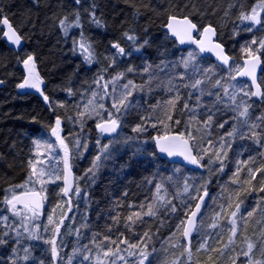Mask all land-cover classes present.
<instances>
[{"label":"trees","instance_id":"16d2710c","mask_svg":"<svg viewBox=\"0 0 264 264\" xmlns=\"http://www.w3.org/2000/svg\"><path fill=\"white\" fill-rule=\"evenodd\" d=\"M261 2L0 0V21L7 18L24 40L23 49L15 52L6 45L0 28V210L4 191L30 178L34 142L49 137L58 118L62 136L72 148L69 141L78 135L80 144L97 136L94 126L103 119H92L83 113L82 107L78 109L73 103L80 98L87 99L84 96L86 89L94 88L99 81L97 90L107 107L102 87L109 82L111 66H121L123 55L128 53L131 62L137 65L136 74L145 76L139 81L138 77H133L139 86L135 91L139 96L133 107L134 115L122 120V127L114 138H120L122 132L130 138L128 147L112 152L110 161L101 158L92 182L81 190L80 201L73 204L62 225L58 261L50 255L41 258L33 250L41 264H65L69 257L74 264L77 260L82 264H140L141 260L144 264H228L229 253L224 242L227 238L216 241L214 232H199L197 229L200 223L218 211L217 208H223L228 202L231 210H237L235 234L256 246L251 250L255 258L261 256L260 253L264 252V229L260 231L264 220V191L261 190L264 188V99L260 102L249 100L253 115L251 127L245 129L240 122L239 126L231 128L227 123L234 132L232 140L227 143L219 140L221 130L217 131L224 117L218 113L214 116L208 147L212 155L223 157L221 166L218 163L210 166L207 159L201 161L199 158L204 169L200 173L169 164L158 157L153 144L155 136L183 134L190 141L196 157H200L198 148L204 127H201V117L195 116L189 121L191 133L188 137L185 127L187 110L192 105L199 108L209 90L210 93L214 88L216 91V82L220 80L218 75L238 70L242 57L260 56L263 71L259 83L264 93V46L261 44L257 51L251 48V40L240 29L242 22L247 23L241 18L242 14L247 15L255 4ZM85 6L93 10L95 22H85L87 29H78L75 38L69 37V32L64 34L60 21L78 17L81 22L80 19L86 17ZM173 16L187 17L200 29L213 27L217 41L234 60L232 67L225 70L210 59L202 58L206 66L216 68L213 75L208 76L194 67L197 77L189 79L194 73L185 66L168 74V66L173 64L176 67L188 51L179 49L163 30L167 19ZM83 36L92 44L94 58L89 65L72 48ZM128 36L135 39L130 40ZM256 36L257 43L264 41V24L256 28ZM113 44H119L124 53H119ZM29 55L33 57L36 74L43 83L42 93L48 97L47 104L34 92L18 90L25 77L23 61ZM154 67L157 70H153ZM196 80L201 81L197 86H205L198 93L191 89ZM137 127L143 130L134 131ZM258 140L261 143L259 148L256 145ZM97 141L99 145L110 142L102 138ZM208 159L213 160L211 156ZM204 178L209 180L205 187L199 185L189 190L193 180ZM185 186L189 196L182 193ZM203 192L208 193V198L187 251L183 227L196 199ZM60 201L64 202V199L60 198ZM237 204L240 205L238 209ZM221 221V224L227 222L225 218ZM32 240L35 242L36 237ZM7 255L6 246L0 247V258L6 259ZM86 256L89 257L87 260ZM185 259L189 261L185 262ZM234 262L241 264L242 259L236 260L235 257Z\"/></svg>","mask_w":264,"mask_h":264},{"label":"rangeland","instance_id":"374dc122","mask_svg":"<svg viewBox=\"0 0 264 264\" xmlns=\"http://www.w3.org/2000/svg\"><path fill=\"white\" fill-rule=\"evenodd\" d=\"M90 1V0H87ZM260 4H255L250 10L247 15L252 14V10L255 8L257 13V19L260 21V23H255L254 21L247 20L246 22H242V26L240 27L241 31L244 32L247 36L248 40H251V48L255 49L256 51L261 46V43L256 42V28H259L261 24H264V9H262ZM83 10V9H82ZM85 12L86 17L85 19L81 18V22L77 19H69L65 20V26L62 27V30L64 31V34H67L68 36H73L75 38L79 32L77 31L80 28H84L86 26L85 22L93 24L95 22L94 14L92 13L93 10L87 9L85 6ZM92 14V15H91ZM93 16V18H92ZM75 18V17H74ZM93 19V21H92ZM65 27L67 28V32H65ZM86 28V27H85ZM84 28V29H85ZM87 29V28H86ZM245 35V36H246ZM83 42L90 51L92 50V44L89 40V38L83 36L78 43L73 44L72 48L77 52L81 58L86 62L87 65H89L92 62V57L94 58V55L91 51V62L86 60V56H88L87 52H84L81 47L80 43ZM253 52L250 51V54ZM189 53H194V58L191 60V62L188 65V68L190 72H193L194 75H191V78L194 79L197 77V74L193 71L195 70L194 67L200 68L205 74L208 76L213 75L217 70L209 68L208 65L206 66L202 62V58L198 55V53L193 52V50L186 51V54H184L180 60L178 61V64H176V67L174 65H169L170 72L168 74H172V70L180 69L184 66L183 60L188 58ZM130 53L127 55H123L122 59L124 61H120L123 63H120L121 66L113 67L111 66V74L109 77V82L107 85V92L105 90V85L102 87L103 96L105 93V97L107 99V107L106 105L102 103V94L97 90L98 84H95V87L92 89H86V95H84L87 99L81 100L77 99L73 103L75 106L79 109V107L83 108V113L91 117L92 119H103L100 122H109L111 114V119H114L117 121V123L122 127V120L126 121V119L129 116H132L134 112V105L138 99L139 94L136 95L135 91L139 89V86L135 84L133 81V77H138L137 81L140 79H143L142 75H138L137 73V65H135L133 62H131L130 59ZM251 56V55H249ZM23 68L25 71V78L29 75L28 70L25 68L23 63ZM129 68H132L133 71H128ZM176 68V69H175ZM187 68V69H188ZM186 69V68H185ZM153 70H157V67H154ZM207 70V71H205ZM236 69L231 70L229 72L221 73L219 76L220 78V84L217 85L216 83V91L213 89V93H208V96L205 98V100L202 102L203 104L199 108H194V106H190L186 113V121H185V127L188 132V137L191 133V126L190 122L191 119L201 117V127L203 128L202 131V141H199V155L198 159L202 161V159H207L210 166H213L215 163H218V166H221L223 157L218 155H212L211 148L209 146V139L212 135V122L214 120V116L216 113L218 115H222L225 119L219 122V126L217 127V131L221 133L219 136V140L227 143L229 140H232V136L234 134L233 131L230 130L229 127H227V123H229V126L232 128L233 125L236 127L239 126L240 122H243L245 129L252 126V120L253 115L251 114L250 110V103L249 100L251 99V95L245 96L244 92L248 91L250 92V87L247 83L236 81L234 79V75L236 73ZM123 74L122 76L120 74ZM166 73H164L165 75ZM174 74V72H173ZM163 75V76H164ZM175 75V74H174ZM196 75V76H195ZM173 76V75H171ZM119 77V78H117ZM145 77V76H144ZM233 77V79L231 78ZM116 78V79H114ZM168 79L167 77H165ZM216 78V74H215ZM24 80L21 82L23 83ZM132 81V85H135V87H132L129 85L128 89H125V85H128V82ZM20 83V84H21ZM94 85V83H93ZM40 90L37 91L35 88L31 87H25V88H19L18 90L20 92H34L41 96L43 101L47 104V102L44 100V96L41 95L42 89H43V83L41 82L39 85ZM205 88L203 85V88L201 86L192 87L191 89L194 90L195 93H198L202 91ZM228 89V94L225 95L224 89ZM127 92H131V95L127 96V99L125 101V106L119 105V100L122 98V96L126 95ZM95 93V95H94ZM197 95V94H196ZM232 96H235V102L231 99ZM219 97V99H218ZM116 103L117 107L120 108V111H117L116 107H113V104ZM248 106V113L246 116H241L240 112L244 110L245 106ZM212 116V122L210 125L206 126L205 121L208 120V116ZM226 117V118H225ZM142 118V117H141ZM234 120V122L230 124V121ZM224 121V122H223ZM237 121V122H236ZM177 123V121H175ZM226 125H224V124ZM236 124V125H235ZM126 125V123H125ZM221 125H223L221 127ZM56 127V123L53 128ZM184 127V124H183ZM61 124L58 129L57 135L63 140L64 145L67 146V152H68V167L73 171L74 177H75V187L72 190V192L69 194L68 197L63 198L62 197V189H63V178H64V171H65V149L61 145L60 140L57 139V135H53L51 132V135L46 138H41L40 140L34 142V158L30 165V178L20 184L13 187L8 188L4 191V194L1 197L2 200V209L0 210V238H3L6 243L0 244V247H5L8 249V255L5 258H0V264H41L39 262L40 258L38 256L42 257H53L52 254V248H53V241L55 242L56 247V256L54 261H58L59 256V245L61 241V228L64 222L66 221L68 214L70 213V210L73 206V204L77 201H80L81 190L90 182H92L96 170L100 166V160L101 158H106L107 161L111 160V153L112 152H118L117 150H123L124 148L128 147L129 144V137L126 135H122L118 139H111L110 142L105 143V145H99V140L102 138L100 134L97 133V136H95L92 141H86V144H80L79 142V136L72 138L69 142L73 145V148L70 147L69 143L66 142V139L62 136V132L60 130ZM72 128V127H71ZM127 129V128H126ZM52 131V130H51ZM218 133V134H219ZM81 134V133H80ZM85 135V134H84ZM83 135V136H84ZM89 136V135H88ZM87 136V137H88ZM89 138V137H88ZM215 138V137H214ZM187 139V138H186ZM218 140V141H219ZM207 141L206 143H203ZM207 144V145H206ZM51 145V147H49ZM230 145V142L227 144L226 147ZM257 147H261V143L256 141ZM101 146V147H100ZM105 146H107L105 148ZM119 147V148H118ZM213 148V147H212ZM103 149V151H102ZM100 151V152H98ZM223 155V153H222ZM209 156H211V159L213 160L209 161ZM99 158V159H98ZM240 159V157H239ZM35 165L37 175H32V167ZM43 171L44 175H40V172ZM247 175L249 176V171H247ZM179 178L176 177V179ZM175 179V178H174ZM42 181V182H41ZM192 182V180H191ZM209 183V180L207 178H204L203 180L199 181V179L193 180V183L191 186H189V190H193V187L201 186L205 187ZM191 184V183H190ZM25 192H38L44 197V208L41 211H38L34 209V211H30L28 208H26L22 204H16L15 210H12L11 205H9L6 201L11 200L13 196H17L21 193ZM185 193V195L189 196V192H182ZM60 198L64 199V202L60 201ZM185 199V197H184ZM187 199V198H186ZM215 200V199H214ZM231 203L228 202L227 204L223 205V208L219 207L217 208L218 211L214 213L213 216L209 217V219L204 220L205 222L200 223L197 227L199 232H214L213 237L216 241L217 240H223L225 239V245L227 248V251L229 253L228 264H233L234 259L236 257L237 259H242L241 264H264V252L260 253L261 256H258L255 258L254 255L251 254V251L248 249L247 241L243 240L244 237H239L237 234H233L232 228L233 225L231 223V220L235 219V217L232 216V213L235 212L237 214V210L234 211L230 209ZM19 213V215L15 213ZM241 213V212H239ZM49 216L52 217V222H49ZM227 220V222L221 224V219ZM264 218V216H262ZM221 221V222H220ZM220 222V223H218ZM264 223V220L262 221ZM261 222L260 224V231L264 229V224ZM230 223V224H229ZM215 224V227H212V225ZM221 224V226H220ZM58 229V231H57ZM74 230V229H73ZM214 230V231H212ZM7 233V235H4ZM236 233V231H235ZM33 237H36L35 242L32 240ZM222 237V238H221ZM239 237V238H238ZM256 242V240H255ZM253 249H256V246H254L253 243ZM7 245H10V247H7ZM25 249L28 250L27 253H25ZM35 254H39L38 256H35ZM233 250V251H232ZM244 252H248L249 255L245 256L243 255ZM25 255H27V259H24ZM14 260V261H13ZM189 261V259H185V262ZM65 264H74L73 260L71 258L66 259ZM75 264H82L77 260V263Z\"/></svg>","mask_w":264,"mask_h":264},{"label":"snow or ice","instance_id":"6c2138e0","mask_svg":"<svg viewBox=\"0 0 264 264\" xmlns=\"http://www.w3.org/2000/svg\"><path fill=\"white\" fill-rule=\"evenodd\" d=\"M77 3H79V0H77ZM259 6L262 9H264V0H262L261 4ZM241 18L242 19H246V20L254 21L255 23H260V21L257 19V13H256V9L255 8L252 10V14L251 15H243L242 14ZM78 19L79 18L77 17V22H78ZM0 23H2L3 25H6L8 27V32L4 33V35L7 36L13 43L18 45L20 43V41H21V37L13 30L12 26L9 24L8 19L4 18L2 21H0ZM97 23H98V21H97ZM60 24H61L62 27H64L65 26V20H61ZM175 25H183V27L182 28H177V27H175ZM167 27L172 32V34L179 39L180 43L183 44L185 42V39H187L191 43L197 44L199 46L201 52H204L206 50L212 51L213 49H217L218 51L216 52V55L218 56V58L221 59L223 61V63H225V64L228 63V57L226 55H224L223 49L221 48V46L219 44H215V45H211L210 47H206V42L210 43V36H206L204 39L199 40V41L192 39L191 33H192V30L196 28V25L191 23L188 19L185 18L183 21H177L175 19V17H171L170 18V22L167 25ZM65 32H67V28L66 27H65ZM204 32L205 33H209V34H214V30L211 27L205 28ZM128 39L134 40L135 38L133 36H128ZM261 44H262V46H264V41H262ZM80 47H81V49L84 52L88 53V56H86L85 58H86V60L91 62V55L92 54H91L90 49L83 42L80 43ZM113 47L116 48L119 53H121V54L124 53V49L121 48L119 46V44H113ZM193 58H194V53H189L188 58L183 60V64H184L185 68L188 67L189 63L191 62V60ZM23 63H24L25 68L28 70L29 75L25 78L23 83L18 85V87L19 88L31 87V88H35V89H37V91H39L40 90L39 85H40L41 81L39 80V77L37 75H35V72H34L35 64L33 62V57L31 55H29L27 57V59L23 61ZM128 71H133V69L129 68ZM145 71H148V69L145 68ZM205 71H207V70H205ZM254 73H255V66L254 65L252 67H250V68L242 70L239 73L240 75L251 76L253 84L256 85V88H257V90L255 92H248V91L244 92V95L245 96H249V95L258 96L261 99H264V93L261 92L260 86L258 84H256V78H255V74ZM120 75L122 76L123 74L121 73ZM117 78H119V77H117ZM114 79H116V78H114ZM181 79H183V77H181ZM97 83H99V81H97ZM216 83H217V85H219L220 81H217ZM199 84H201V81L200 80H196L195 84H193L192 87H196ZM129 85H131L132 87H135V85H132V81H129L128 85L124 86L125 89H128ZM104 87H105V90H106L107 89V85H105ZM224 92H225V95H227L228 94V89L225 88ZM41 95H43L42 92H41ZM94 95H95V93H94ZM128 95H131V92H127L126 95L122 96V98L118 102L119 105L127 107V105L125 104V101H126ZM176 99H179V96H177ZM218 99H219V97H218ZM231 99L233 100V102H235V96H232ZM44 100L47 102L48 101V97L44 96ZM171 103H174V102H171ZM113 107H116L118 112L120 111V108L117 107L116 103L113 104ZM185 107H187V104H185ZM247 113H248V106L246 105L244 107V110L242 112H240V115L241 116H246ZM109 116H110L109 125H105V124H98L97 125V128L102 133H105V132L110 133V132H114L116 130L117 121L114 120V119H111V114H109ZM169 118H171V117H169ZM211 122H212V116L209 115L208 116V120H206L204 123H205L206 126H208V125L211 124ZM59 126H60V120L58 118L56 120V127L52 128V134L53 135H57ZM222 126L223 125H221V127ZM142 130L143 129L140 128V127H137L136 129H134V131H142ZM57 139L60 140L61 145L65 149V167L67 169V167H68L67 146L64 145L63 140L58 135H57ZM176 141H180L181 143L180 144L172 143V142H176ZM156 142H157V147H158L160 152L167 153L168 156L182 155V156H184V159L188 160L190 163L199 164L198 158L191 154V150L188 148L187 140H183V134H181L180 136H174V137H167V136L157 137L156 138ZM49 147H51V145H49ZM106 147L107 146H105V148ZM102 151H103V149H102ZM32 175H37L35 165H33V167H32ZM40 175L41 176L44 175V172L41 171ZM252 175L254 176L255 173H252ZM159 187L160 186L157 185V189H159ZM184 190H185V192L188 191L187 186H185ZM261 190L264 191V188H262ZM62 191L65 194H67L68 188L65 187L64 189H62ZM205 195H207L206 192H205ZM199 199L202 201L203 197H200ZM14 201H15V203H14ZM6 202L9 205H11L12 210H15L16 204L17 203H21L22 201H21V198L19 196H13L11 200H7ZM24 206L26 208H28L30 211H34V209H38L40 207V204H39L38 201H34L32 203L25 202ZM236 207L238 209L240 207V205L237 204ZM196 209H197V211H199L200 204L196 205ZM172 210L175 211V208H173ZM15 214L19 215L18 212L15 213ZM35 214L36 213L34 211V215ZM149 214H153L154 215L155 213L154 212H150ZM249 215H251V213H249ZM195 216H196V212H193L192 213V217H195ZM232 216L235 217L236 213L233 212ZM49 222L50 223L52 222V217L51 216H49ZM191 223H192V219L189 218V224H191ZM231 223L233 225L232 232H233V234H235V231H236V220L235 219L231 220ZM212 227H215V224H213ZM57 231H58V229H57ZM190 231H191L190 228H185L184 235L187 236ZM4 235H7V233H5ZM145 235H147V233ZM4 243H6V241L3 238H0V244H4ZM132 247H135V246H132ZM201 247H204V245H201ZM252 248H253V245L251 243H249L248 244L249 251H251ZM24 251H25V253L28 252L27 249H25ZM52 254H53V257L55 258V256H56V247H55V242L54 241H53ZM105 255H108V253L106 252ZM243 255L248 256L249 253L248 252H244ZM27 258H28L27 255H25L24 259H27ZM88 258L89 257L86 256L85 260H87ZM140 264H144L143 260H141ZM233 264H235V262H233Z\"/></svg>","mask_w":264,"mask_h":264},{"label":"water","instance_id":"95a60500","mask_svg":"<svg viewBox=\"0 0 264 264\" xmlns=\"http://www.w3.org/2000/svg\"><path fill=\"white\" fill-rule=\"evenodd\" d=\"M173 17H175V19L177 21H183L186 18L191 23L195 24L193 21H191L187 17H176V16H173ZM170 18L171 17H169L167 19L166 24L163 27V30L168 35V37L175 42V44L177 45V47L179 49H181V50H188L190 48H193L194 50H196L199 53V55L202 58H205V59L210 58L215 64L223 67L224 69L227 70V69H229L231 67V65L233 63V58L230 57L226 53V49L224 48V46H222L217 41V33H216V30L213 27H211V26H205V27H203L201 29V31H200V34L198 35L199 29H198L197 25L195 24L196 25V28L193 29L192 30V33H191L192 39L199 41V40L204 39L206 36H210V43H207L206 42V47H210L211 45L219 44L221 46V48L223 49L224 55H226L228 57V63L227 64L223 63V61L218 58V56L216 55V52L218 51L217 49H213L212 51L206 50L204 52H201L200 51V48H199V46L197 44L191 43L187 39H185V42L183 44L180 43L179 39L176 36H174L172 34V32L167 27V25L170 22ZM3 19H1V21ZM9 24L12 26V24L10 22H9ZM175 27L182 28L183 25H175ZM208 27H211L214 30V34H209V33H205L204 32V29L205 28H208ZM0 28L2 30V38L5 41L6 45L11 50H13L15 52H20L23 49V47H24V40L21 38L20 43L17 45L15 43H13L7 36L4 35V33L8 32V27L6 25H3L2 23H0ZM12 28L17 33V31L15 30V28L13 26H12ZM241 64L242 65H241L240 70L235 74V79L236 80H240V81L247 82L250 85L251 92H255L257 90V88H256V85L253 84L252 77L251 76H246V75H240L239 73L242 70H245L247 68H250V67H252L254 65L255 66V73L254 74H255V78H256V84H258L260 86L259 78H260V76L262 74V71H263V63H262V60H261V58H260L259 55H254V56L242 58L241 59ZM34 72H35V70H34ZM35 75H36V72H35ZM260 90L263 93L261 86H260ZM251 97L256 102H260L262 100L258 96H251ZM99 124L109 125V122H101ZM97 125L94 127V130L97 133L101 134L102 138L104 140H106V141L107 140H111L112 138H114L117 135L118 130H119V125L117 124L116 130L114 132H110V133L105 132V133H102L97 128ZM164 136L174 137V136H180V134H178V133H170V134H167V135H164ZM164 136H161V137H164ZM156 138H157L156 136L153 138V144H154L155 152H156V154L158 155V157L160 159L165 160L169 164L180 165V166H182V167H184L186 169H190V170L197 171V172H200V173L204 171V169H203V167L201 166L200 163L199 164H192L188 160H185L184 159V156H182V155L168 156L167 153L160 152L159 149H158V147H157ZM183 140H187V139L183 138ZM187 142H188V148L191 150V154L195 156V154H194V152H193V150L191 148L190 142L188 140H187ZM172 143L180 144L181 142L180 141H176V142H172ZM74 185H75L74 174H73L72 170L69 167H67V169L65 168V171H64L63 189L65 187H67L68 188V192H67V194H65L62 191L63 197H67L68 196V194L73 190ZM17 196H19L21 198V201H22L21 203H17V204H24L25 202L32 203L34 201H38L39 204H40V207L38 209H36V210L41 211L43 209V207H44V198L38 192H26V193H21V194H19ZM200 197H203V200L202 201L199 199ZM207 198H208V194L205 195V192H203L202 194H200V196L197 198V200H196L193 208L191 209L190 213L187 216L186 223H185V225L183 227V238H184V241H185L187 250L189 249V245H190L191 238L194 235L197 222H198L199 218L201 217V214H202V211L204 209V206H205V203L207 201ZM14 203H15V201H14ZM197 204H200L199 211H197V209H196V205ZM193 212H196V216L195 217H192V213ZM189 218L192 219V223L191 224H189ZM185 228H190L191 229V231L189 232V234L187 236L184 235Z\"/></svg>","mask_w":264,"mask_h":264}]
</instances>
